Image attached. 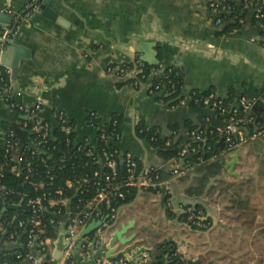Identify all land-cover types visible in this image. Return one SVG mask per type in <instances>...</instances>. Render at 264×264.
Segmentation results:
<instances>
[{
	"label": "crops",
	"instance_id": "crops-1",
	"mask_svg": "<svg viewBox=\"0 0 264 264\" xmlns=\"http://www.w3.org/2000/svg\"><path fill=\"white\" fill-rule=\"evenodd\" d=\"M29 1L0 0V8L21 12ZM50 1L58 21L46 16L43 10H37L20 24L15 34L23 46L31 50L32 57L19 67L14 90H22L24 99L30 103L38 92L47 101V108L42 112L44 117L50 118L54 109L64 110L82 129L89 110H96L104 117L122 116L124 135L120 145L134 151L143 165L144 162L146 166L158 165L160 159L138 136L137 123L156 126L165 134L169 133L170 124H178L187 141V125L198 127L212 113L190 103L173 108L163 92L149 94L146 88L135 89L131 83H121L108 73L110 64L131 61L136 54L143 58L137 49L140 42L155 44L154 51L152 46L150 51L157 52L159 64L164 68L180 73L185 94L213 91L225 98L234 97L237 102L241 95L252 99L264 90V45L260 42L264 29L258 24L230 29L225 24H217L211 0ZM7 19H0L2 26L12 28L14 21ZM50 104L55 107L50 109ZM6 114L8 108L0 102V122L7 121ZM210 123L216 128L224 125L217 116H213ZM134 130L142 142L134 135ZM221 146V158L224 156L227 161L232 160L234 153L238 154L232 177L251 186L249 206L238 208L237 228L249 225V243L255 252L251 260L264 264V130L231 152L230 157L223 151L224 145ZM236 166L239 167L237 172ZM226 168L230 172V168ZM164 182L158 191L162 195L160 208L169 215L167 202L170 201L175 216H169L184 222L180 220L181 206L201 203L214 222L215 210L210 208L208 192L200 197L187 195L192 179L172 180L168 172ZM144 190H140L134 205L122 206L119 214L126 212V219L120 223L133 221L124 237L136 233L152 248V257L144 263L150 264L155 255L163 256L169 241L174 244L175 241L156 224L150 204H143ZM246 211L250 212L249 217ZM182 254L185 258L210 264L202 255ZM92 258L75 255L59 264H87Z\"/></svg>",
	"mask_w": 264,
	"mask_h": 264
},
{
	"label": "built area",
	"instance_id": "built-area-1",
	"mask_svg": "<svg viewBox=\"0 0 264 264\" xmlns=\"http://www.w3.org/2000/svg\"><path fill=\"white\" fill-rule=\"evenodd\" d=\"M237 2H241L242 8L248 11L246 15L236 14L234 4L223 0L211 1L210 5L216 10V23L223 25L224 19L233 14L232 21L237 23V27L253 24L255 21L264 29V0ZM41 3L42 0H30L21 12L13 11L9 7L0 8V13L11 14L14 21L13 29L4 28L0 21V27L3 29L0 37V102H3L13 115L18 113L27 116L26 119L20 118L18 123L28 134L23 147L20 148V138L15 130L2 131L5 141L0 156V216L4 207L7 211L8 206L19 207L23 203L28 213L25 218H20L18 213H14L11 220H4L5 211L0 219V232H4L6 225L14 222L24 228L27 236L24 244L26 252L15 251V256L28 264L55 262L51 255L57 237L48 236L47 229L49 226L59 229L63 224L69 244L62 260L71 259L78 249L82 250L84 257H90L94 252V242L95 246L99 245L105 230L118 217L121 207L118 208L114 204L125 200L132 187H138L140 190L158 189L165 183V173L170 172L171 179L175 180L192 170L194 166L187 163L185 158L191 151H195V148L190 149L185 145L179 157L158 165L144 166L140 172L138 167L141 158L120 145L124 132L123 122L118 118L104 117L96 110H89L84 119L85 128L82 129L64 110L54 109L50 118L44 117L42 112L47 108V101L38 92L30 103L24 99L22 90H14L12 69L3 65L1 56L7 48V38L16 34L20 24L29 20L32 14L39 10ZM260 39L264 45V34ZM107 71L120 78H128L135 89L146 88L149 94L175 93L179 87H184L178 71L166 69L162 64L149 65L139 54L134 55L131 61L110 64ZM19 98H22V101H18ZM175 100L176 103L170 104L173 108L193 103L221 116L224 125L218 130L224 142L237 149L259 134H250L246 126L255 120L252 111L259 100H264V91L252 99L241 95L235 104L227 103L224 96L213 91L189 94L184 92ZM210 119V116L205 118L207 122ZM3 122L1 121L0 125ZM56 131L61 138L56 136ZM140 132L144 133L145 129L141 128ZM191 137L194 142L205 143L206 130L198 127L191 132ZM151 140H157V137L153 134ZM199 160L200 163L204 161L202 158ZM122 170L124 174L121 176ZM8 172L23 176L24 182L33 184L38 194L31 196L27 191L8 185L4 181ZM58 181L60 183L56 186ZM42 188L44 189L41 190ZM12 197H20V201L8 205L7 199ZM167 208L174 213L170 201L167 202ZM181 211V214L186 215L187 223L201 230L211 228L212 221L203 208L184 205L181 206ZM99 222V226L90 234L82 236L91 223ZM10 238L14 240V234H11ZM172 255H177V252ZM0 264H8V261H0ZM94 264L126 263L123 259L114 261L104 258L98 259Z\"/></svg>",
	"mask_w": 264,
	"mask_h": 264
},
{
	"label": "trees",
	"instance_id": "trees-1",
	"mask_svg": "<svg viewBox=\"0 0 264 264\" xmlns=\"http://www.w3.org/2000/svg\"><path fill=\"white\" fill-rule=\"evenodd\" d=\"M223 1L226 3L234 4L236 8L235 13L236 14L239 13L240 16L246 15L248 13V11H245L242 8V3L237 2V0H223ZM232 17L233 14H229L227 18L224 19L225 22L224 24L227 25L228 29L238 26L237 23L232 21ZM253 24H257V22L254 21ZM2 34H3V29L0 27V37L2 36ZM130 82L131 80L128 81V83ZM182 93H184V87L183 88L179 87V90H177L175 93L170 92V93H165V95H166V99L171 101V103H176L175 100L176 97L181 95ZM203 93H207V92H203ZM226 101L227 103H231V104L236 103L234 97L226 98ZM191 104L196 107H201L198 105H194L193 103ZM252 114L255 117V120L247 124L246 126L247 131H249L250 134L254 132L263 131L264 130V100L258 101L257 107L253 109ZM14 116L17 118V120L20 119L19 118L20 114L14 113ZM111 116L114 118H118L121 122H123L122 116L118 114H113ZM207 116H210L211 119L213 116H217L224 121V119L221 116L215 113L209 114ZM211 119L209 122H207L204 119L203 123L200 126H198V127H203L206 130L207 140L205 143L202 144H199L192 140L191 132L198 127L190 124L187 125V129H188L187 141H185L184 136L181 134L180 126L178 124H170L168 126V130H169L168 134L163 133L156 126H147L142 122H139L136 128L138 136L144 139L145 142L155 150L157 156L160 159V164L169 159L179 157V153L183 150L185 145H188L190 149L195 148V151H191L190 154L185 158V161L190 165L194 166V168L181 176V178H183L184 180L192 179V184L186 190V193L189 197H200L206 194L208 192L207 190L209 189V184L214 179L218 178L221 175L222 170L224 168V164L222 163V158H221V150H220L222 146L219 143L220 139L222 138V135L220 134L218 128L211 125L210 123ZM141 128L145 129L144 133L140 132ZM8 130H14V128L9 121H4L2 125H0V147H1L0 156L2 155L3 145L5 141V134H3V132ZM153 134L157 137V140H151V135ZM56 136L61 138V135L58 133V131H56ZM223 145H224L223 147L224 152L237 150L235 146L229 143L224 142ZM134 154L136 153L134 152ZM137 157L139 156L137 155ZM199 158H202L204 160L203 163H200ZM143 168L144 165L142 163V160H139L138 170L141 172ZM123 174L124 172L122 170L121 176ZM4 181L8 185L17 188L18 190L27 191L31 196H36L38 194V191L35 190V186L33 184H31L30 182H24L23 176L8 172L6 174ZM59 183L60 181L56 183V186H58ZM43 189L44 188H42L41 190ZM146 190L158 192L160 188L158 189L148 188ZM139 192L140 189L138 187H132L127 192L126 199L118 201L117 204L114 205L119 208L129 203H132L137 198ZM18 201H20V197H12L7 199L8 205H11L14 202H18ZM188 205H194L198 209L204 208L201 203H190ZM26 208L27 207L25 203H23L21 206L15 209L9 208L4 214V220L6 219L11 220L14 213H18L20 218H25L28 213L26 211ZM168 213L171 216H175V214L171 210H169ZM180 220L187 223L186 215L180 214ZM189 225L196 228L191 224ZM11 234H14V240L13 239L11 240L10 238ZM47 235L53 238L57 237L58 228L56 226H49L47 229ZM26 238L27 236L26 233L24 232V228L19 227L17 222H14L11 225H6L5 231L0 232V242H3L2 250L0 251V261L7 260L8 264H19L20 262H22L21 259H18L15 256V251L26 252V248L24 246L26 242ZM166 247L167 250L162 257H158L156 255L154 256V259L152 261V263L154 262L153 264H174V263L203 264L201 261H194L185 258V256L182 253H179L177 251V248L173 241H169L166 244ZM176 252L177 255H172Z\"/></svg>",
	"mask_w": 264,
	"mask_h": 264
},
{
	"label": "rangeland",
	"instance_id": "rangeland-1",
	"mask_svg": "<svg viewBox=\"0 0 264 264\" xmlns=\"http://www.w3.org/2000/svg\"><path fill=\"white\" fill-rule=\"evenodd\" d=\"M231 152L233 151L227 152L228 157ZM238 169L236 166L235 172ZM231 174L224 167L221 175L209 184L208 202L210 208L215 210L214 222L209 229L201 230L186 222L174 220L160 208L162 195L159 192L144 190L143 204H150L151 214L157 219L156 224L161 227L163 233L171 234L176 248L181 253L202 255L210 264H257L260 262L251 260V255H255V252L249 243V225L237 228L238 208L249 206L251 186L246 181H238ZM249 214L250 212L246 211V217H249ZM123 219H126V212L121 214L120 221ZM199 261L204 263L203 260Z\"/></svg>",
	"mask_w": 264,
	"mask_h": 264
},
{
	"label": "water",
	"instance_id": "water-1",
	"mask_svg": "<svg viewBox=\"0 0 264 264\" xmlns=\"http://www.w3.org/2000/svg\"><path fill=\"white\" fill-rule=\"evenodd\" d=\"M213 1V0H211ZM51 1L50 0H42V3L40 5L39 10H43L44 14L51 18L52 20H57V13L53 8H51ZM13 20V16L11 17L7 15L4 12L0 13V19L2 20ZM58 21V20H57ZM13 27V26H12ZM13 29V28H12ZM7 42V48L3 51L1 59L2 63L5 66H8L12 69V75L15 78L17 76L19 67L25 65L32 57L31 50L21 43V40L14 36H10L6 40ZM152 46V47H151ZM151 50L154 51L155 44L151 42H140L138 46V51L141 52L144 56L143 59L146 60L148 63L151 65H158L160 63V60L158 58L157 52H151ZM119 82L121 83H126L128 82V78H120L117 75H114ZM18 101H22V98H19ZM50 109H53L55 107L54 105L50 104ZM257 105L255 106V108ZM7 121H9L15 132L16 135L20 138V148L23 147L26 139H27V132L24 131L19 123L17 118L8 110V114H6ZM19 118L21 119H26L27 116L25 115H20ZM134 135H136V131H133ZM138 138V137H137ZM140 142L142 140L138 138ZM220 144L224 143V138L222 137ZM238 154L237 152L233 154L232 160L227 161L224 156H222V163L224 166L230 168V172H233V168L238 162L237 158ZM146 164V162H144ZM144 164V166H146ZM140 193V192H139ZM137 201V198L132 202L126 205V207L132 206L135 204ZM8 208H18V206H8ZM6 207L3 209V213L6 211ZM3 213L0 216V219L3 216ZM120 214L118 215L117 219L115 222L108 227L98 246H95V242L93 245V253L90 257H93L90 262L87 264H94L97 262L98 259H110V260H119L123 259V261L126 264H144L147 260L152 257V248L146 246L144 244V239L143 238H138V234H132L131 236L125 238L124 235L126 232L131 228L133 221L128 222V224L125 223H120ZM120 223V228H118V224ZM100 222L98 224L91 223L82 233V236L90 234L96 227H98ZM67 236V231L65 230V225H61L58 229V236L57 240L55 242V249L54 252L52 253L51 257L54 258L55 262L50 263V264H56V262H60L63 258L64 252L66 248L68 247L69 241L66 239ZM123 247L122 249H120ZM82 250L78 249L77 252L73 254L75 255H81ZM49 256L47 257V259ZM89 258V257H87ZM68 262V260H67ZM150 263V262H149ZM154 263V262H153ZM152 262L150 264H153Z\"/></svg>",
	"mask_w": 264,
	"mask_h": 264
}]
</instances>
